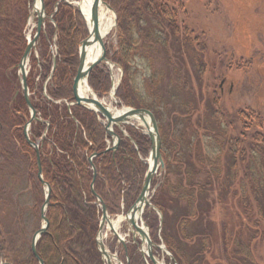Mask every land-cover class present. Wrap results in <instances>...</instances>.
Masks as SVG:
<instances>
[{
  "label": "trees",
  "instance_id": "1",
  "mask_svg": "<svg viewBox=\"0 0 264 264\" xmlns=\"http://www.w3.org/2000/svg\"><path fill=\"white\" fill-rule=\"evenodd\" d=\"M168 1L115 0L117 4L113 2V5L119 15L117 26L120 30V49L111 58L123 69L122 82L116 95L121 105L148 109L160 120L156 114L157 109L168 107L174 100L172 97H186L181 102L183 113L176 110L173 113L175 120L181 125V133H174L173 136L174 142L176 141L174 147L180 146V150L175 152L177 166H167L169 176L175 173L182 180L177 177L178 183L169 185L170 178H167L161 197L156 196L154 199V205L164 217L162 238L178 264H224L225 261L235 264L236 260L240 261L241 256L245 258V264H261L255 256L256 246L253 241L261 238L264 240V229H261L264 223V116L254 111H239L235 117H230L222 111V101L216 96V92L210 102L205 90L194 86L192 73L188 68L196 66L198 76L202 79L201 75L206 67L203 62L206 52L204 49L202 52L197 50L192 58L189 45L191 42L196 43V40L193 41L190 35L187 40L182 33L176 34L180 25L177 22L179 13L174 7H170ZM45 4L48 8L49 1L45 0ZM2 7L3 1H0V17L5 14ZM184 13L187 15L186 11ZM77 22L81 25L79 15ZM59 29L61 63L58 68L63 73L58 81V91L53 92V95L68 99L73 94L70 90L73 82L69 84L68 80L74 77L79 63L78 42L75 43L77 39L72 35V30L63 23ZM166 29H169L170 34ZM171 36L176 39H171ZM188 56L189 64L186 61ZM140 64L148 70L144 81L139 79L142 74ZM175 76L181 84H178L180 94L170 96L167 100L162 99L159 96L161 90L165 85L167 88L171 86ZM109 78V71L95 69L88 81L94 92L104 94L110 89ZM19 106L14 105L15 112L28 113L26 105L21 102ZM43 114L51 123L48 138L43 142L41 163L44 180L50 184L52 192L47 216L50 225L47 234L38 243V255L44 264H89V258L93 254L97 262L102 264L98 252L95 253L91 247L92 243L95 246L94 237L99 224V211L90 188L94 179L93 171L87 157L83 154L81 158L76 154L78 150L87 151L90 155L98 153L99 157L95 160L98 170L95 190L101 192L107 202L105 196L109 195L108 189L113 191V197L119 196L121 183L126 179L124 175L131 167L132 159L137 160L136 151L130 144L123 143V148L120 147L118 152L105 153L103 127L99 124L98 117L88 110L78 107L74 112L80 128L82 127L80 137H77L79 125L74 122L72 115L66 113L64 122L59 123L50 112L44 110ZM231 129L235 130L234 134H230ZM252 129H256L254 133L250 131ZM10 132L19 140L13 127ZM41 132L43 130L36 132L37 136ZM22 143L23 151H32L26 155L29 159L28 169L32 172L30 176H33L38 171L36 152L27 147L24 140ZM244 166L246 172L241 174L240 169ZM186 175L190 179L187 185L182 183ZM38 185L41 192V184ZM40 192L34 195L35 203L39 200L37 196L41 195ZM85 192L89 199L85 203L89 206L86 211L83 210L85 206H79L84 203ZM238 198L244 205L248 219H244L240 226L236 223L234 226L221 223L222 232H219L216 215L225 211L228 206L233 211L237 205L235 199ZM181 201L184 205L179 206ZM37 206L40 208L37 203L31 211L37 209ZM190 221L194 223L190 224ZM16 230L17 235H25L21 227ZM189 243L193 244L190 246ZM78 246L88 249L89 255L84 248L80 252L83 255L81 260L77 257L80 255L77 248L73 250ZM232 246L235 251L231 253ZM10 250L13 252L14 249ZM19 258L22 263L18 264H39L33 255L24 260L20 256Z\"/></svg>",
  "mask_w": 264,
  "mask_h": 264
},
{
  "label": "rangeland",
  "instance_id": "2",
  "mask_svg": "<svg viewBox=\"0 0 264 264\" xmlns=\"http://www.w3.org/2000/svg\"><path fill=\"white\" fill-rule=\"evenodd\" d=\"M0 1H3L2 9L5 11V14L0 17V264L2 261L18 264L19 262L22 263L19 256L24 260L28 256L33 255L31 241L35 233L42 226L40 210L46 202L47 192V188L43 186H41V192L39 191L38 184L40 181L37 177L38 171L33 176H30L32 172L28 169L29 159L26 155L30 151L26 153L25 150L21 149L23 147L22 140H24L27 147L29 146L24 138V126L30 122L32 112L27 105L24 95L20 62L29 44L28 40L36 34L37 19L32 16L35 0ZM48 1L49 6L46 8L44 0L47 19L45 30L28 60V77L26 81L30 102L33 108H35L36 116L39 120L33 121V124L30 126L29 137L32 142H36V147L39 150H44L43 142L48 138L51 123L49 119L45 118L43 114L44 110L50 112L56 120H59V123L64 122L66 113H68L72 115L74 122L79 125L74 114L75 109L78 108L74 101V95L72 94V97L68 99L53 95V92L56 93L58 91L57 86L60 83L58 81L61 79L60 74L63 73L62 69L58 68L61 63V50H59V35L61 32L59 27L63 23L67 28L72 30V35L77 39L75 43L78 42L76 43L78 60L80 58L81 44L83 41L89 39L90 35L87 18L83 16V11H79L77 7V4H80L83 0ZM114 1L103 0L101 5L104 11H108L107 16L113 20L114 27L106 34L103 41L107 51V60L95 68L100 71L102 69L107 70V72L109 71L110 89L109 92L104 94L94 92L93 89L91 90L111 112H117L126 108V106L119 105V101H116L113 95V93L117 92L115 91V87L118 83L122 82L123 76V69L115 65L111 59L120 49L118 42L120 30H118L117 26L119 15L114 9ZM168 2L170 7H174L177 13H179L177 22L180 25L176 34L181 35L182 33L185 39L190 35L193 41L196 40V43H190V45L192 44L191 46L187 43L189 50L191 49L190 54L192 58L197 50L202 52V49H204V52H206L204 61L200 57V60L206 65L201 75L202 79L198 76L196 66L192 65V67L188 68L192 73L191 77H193L194 86L197 89L199 87L204 89V93L210 102L213 100L212 96L216 92V96H219L220 101H222V111L224 110V113L230 117H235L239 111H254L264 116V0H169ZM57 5L59 6L57 7ZM184 11H186L187 15ZM77 15L82 19L81 25L77 24ZM165 31L170 34L169 29ZM171 39L175 40L176 37L171 36ZM189 58L190 56L186 59L188 64ZM79 64L80 60L78 67ZM78 67L75 70L74 77L68 80L69 84L73 82L78 72ZM139 69L142 73L139 79L144 81L145 76L148 75V70L144 68L143 64H140ZM55 76H57V79ZM88 83L90 86V82ZM178 84L181 86L178 77L175 76L172 85L168 88L165 85L159 96L167 100L170 96L180 94ZM90 88L92 87L90 86ZM165 89L170 91L167 92ZM70 90L72 89L70 88ZM183 97L186 98L185 96ZM183 97L180 99L172 97L174 99L172 103L168 107L157 109L156 113L160 119L157 120L156 118L162 142L161 153L165 167L159 169L152 184L153 187L150 195L151 205H153L154 209L145 207V212L139 217V225L147 231L150 240H152L155 246L166 247L162 238L164 217L161 210L154 205V199H156V196L161 197L160 193L165 186L164 182L167 178H170L169 185H176L178 183L177 177L182 180V177L175 173L169 176L167 174V166L169 168L170 165L172 168L177 166L175 152L180 150V146L176 145L177 147H174L176 141L174 142L173 136H175L174 133H181V125L175 120L173 113L175 110L180 114L183 113L181 104L182 100H184ZM21 102L27 106V114L25 112H15L14 105H18L19 108ZM6 104L7 108H5ZM73 105L75 106L72 107ZM81 109L84 110L85 108L82 107ZM98 122L101 124L104 121L98 118ZM12 123L15 125H12ZM11 125L16 130L19 140H16L13 133L10 132ZM40 125L43 126V129ZM241 127L238 126V128ZM81 129L82 127L80 128L79 125V136L77 137L81 136ZM41 130L43 132H41L40 136H37L36 132ZM255 130L252 129L250 131L254 133ZM114 132L118 134L120 140L122 139V145L123 143L130 144L137 154V160L132 159L131 167H129L124 175L126 179L121 183L119 196L113 197L111 188L108 189L109 195L105 196L107 199L105 203L111 219L119 220L118 218H123L128 214L139 199L143 183L146 179V173L150 168L152 143L147 135L145 125L137 120H131L130 124L115 126ZM234 133L235 130L231 129L230 134ZM113 140L112 137L105 136V147L107 148L108 144L113 142ZM221 140L225 142L224 139ZM90 145L92 144L90 143ZM121 147L123 148V146ZM31 149L35 151V148L31 147ZM83 151L78 150L76 156L78 155V157L83 158L84 154L89 160L91 155L89 152L87 154V151ZM42 156L44 157L43 154ZM185 156L186 154H184L183 159H185ZM95 160H93L94 167L97 162ZM185 162L186 159L184 160ZM245 167L240 169L241 174L246 172ZM91 170L94 172L93 168ZM172 171L175 170L172 169ZM189 180V176L186 175L182 183L187 185ZM95 184L93 181L90 184V186L93 185L94 190L96 189ZM95 191L100 198H104L101 192ZM36 192L41 193V195L37 196L39 198L37 203L40 208L37 206L38 210L34 209V211H31L33 205L37 204L33 201ZM84 194V203L79 206H85L83 210L86 211L89 206L85 205V203L89 199L87 197L88 194L86 192ZM218 194L221 198V194ZM94 204L99 211V217L97 218L99 220V228L102 221L100 214L102 209L97 200ZM235 204L237 205L233 211L228 206L225 211H221L220 214L216 215V225L219 226V232H222L221 223H229L228 225L230 226H234L236 223L240 226L244 219H248L244 205L239 201V198L235 199ZM181 205H184V202L181 201L179 206ZM169 214L172 215L171 211H169ZM240 219L241 221H239ZM170 221L172 220L170 219ZM193 223L190 221V224ZM17 227H21L25 231V235L22 233L17 235ZM261 229H264V223ZM117 230V234L125 242L123 244L118 240L114 232L108 230L103 242H105L109 252L115 254L122 264H152L150 261H145L147 252L145 243L141 240L139 233L132 234L133 230H131L126 219L122 224L117 226ZM97 234H95L94 242ZM253 242L254 246H256L255 256H257V261L264 264V240L261 238ZM189 244L191 246L193 243ZM7 247L12 250L14 249L13 252ZM79 247H75L73 250L77 248L78 253H80L84 248L85 253H87V248ZM91 247L95 253L98 252L96 242L95 246L92 243ZM153 250L155 257H158L163 264H174L169 256L167 257L165 254L162 256L161 250L156 248ZM232 251H235V247L233 246L231 253ZM17 254L19 256H16ZM87 255L89 254L87 253ZM82 256L80 253L77 257L81 260ZM218 257L221 258V255H218ZM243 260L245 258L241 256V262L236 260L235 264H245ZM113 263L119 264L116 260ZM89 264H99L93 254L89 258ZM102 264H104L103 261ZM224 264L228 263L225 261Z\"/></svg>",
  "mask_w": 264,
  "mask_h": 264
},
{
  "label": "water",
  "instance_id": "3",
  "mask_svg": "<svg viewBox=\"0 0 264 264\" xmlns=\"http://www.w3.org/2000/svg\"><path fill=\"white\" fill-rule=\"evenodd\" d=\"M38 0H35V2H37ZM63 0H61L62 2ZM40 2V8L41 10H37L35 7V12L34 15L37 17L38 19V23H37V27H36V34L34 36V38L32 40H29L30 43L28 44L26 50H25V54L21 60V64H20V68H21V73L23 75L22 77V84H24V95L26 98V102L27 105L30 107L31 109V120L28 124H26L24 127V136L27 139L28 143L30 146H34V144L32 143V141L30 140V138H28V132H29V128L31 123L33 122V120H37V116H36V110L33 108V105H31L30 102V98L28 95V86L26 84L27 81V73H26V69H27V65H28V58L31 54V51L33 49H35L37 43L40 41V35L42 33V29L44 27V24L46 22V8H45V4H44V0H39ZM103 0H94L92 3V9H91V13H90V17H91V24L93 27L92 32H90L89 35V39L83 41V43L81 44V52H80V64L78 67V72L74 78V84H73V88H72V93L74 94V101L75 103L80 106V107H84V108H88L90 111L94 112V113H98L100 116H102L105 120L107 124L106 127V132L107 134H110L111 136H114L118 139L117 135L113 133V131L111 130V128L114 125H119V124H127L131 119H138L139 121L141 120L142 122H144V124L146 125V129L148 132V136L150 138V142L152 143V150H151V154H152V158L151 160L153 161V166H150L148 172H147V176L146 179L143 183V189L141 191V194L139 196V199L137 200V202L133 205L132 209L128 212V214L125 216V219H127V223L129 224V226L135 230L137 233L140 234L141 236V240H143V242H147V255L150 261H152L153 264H159L158 261H155V256H154V248L159 249V250H164L165 254L167 256L170 257V259L172 260V262L174 264H177L176 260L173 258V256L171 255V253L166 250L165 247L162 246H155L152 242V240H150L149 234L144 231V229H142L139 224H138V219L136 218L138 212L142 213L144 212L145 207H151L154 208L151 205V201L149 199V193L151 191L152 188V183L154 180V177L157 174V171L159 170V167H161L162 169L165 167L163 164V157H162V153H161V147H162V142L160 140V133L158 132V123L156 121L155 115L152 111H148L146 109H124L122 112H120L119 114L111 112V110L109 108H107V106L101 102L97 97H95L94 95H92L91 97H82L80 95V85L82 83H86V85L89 87V81L88 78L91 75V73L95 70V68L104 63L107 59H106V48L104 45L103 40L100 38L99 33H100V27H99V20H100V8L102 5ZM59 5H57L58 7ZM77 7L79 8V11L82 12L81 8V3L77 4ZM91 35L94 36V40L95 41H99L100 42V47L102 48V54L100 56V58H98L97 61H95V63L92 64H86L87 63V47L91 44ZM90 88V87H89ZM116 114V115H115ZM119 141V139H118ZM113 149H117V146L113 147ZM37 152V161H38V179L41 181V183L46 186L48 188V193H47V198H46V202L43 205V207L41 208V219L44 223V225L38 230L37 233H35L31 245H32V253L33 255L36 257V259L40 262V264H43V260L40 258V256L38 255V242L40 241V239L46 234L49 224L50 222L47 219V209L50 206V194H51V190H50V186L48 185L47 182H45L43 180V169L41 166V158H40V153H39V149L36 150ZM93 158L90 159V164L92 165L93 169H94V181H95V177L97 175L96 169L93 165L92 162ZM93 181V183H94ZM92 188V192L94 194V196L96 197V199L99 200L100 202V206L102 209V218H101V224L99 227V233L97 235V249L98 252H100L102 258L104 260H106L107 264H113L112 260L115 258V255L113 256L110 252H108V250L106 249V245L105 242H103V237H104V228L107 227V229H110V231H113L117 237L119 238L120 241L121 237L117 234V230H115L114 226H113V222L109 217V213H108V209L106 204L104 203V201L102 199H100V197L95 193V190L93 188V185L91 186ZM124 242V241H122ZM163 248V249H162ZM119 264H122L119 260H118ZM2 264H9V263H2Z\"/></svg>",
  "mask_w": 264,
  "mask_h": 264
},
{
  "label": "bare ground",
  "instance_id": "4",
  "mask_svg": "<svg viewBox=\"0 0 264 264\" xmlns=\"http://www.w3.org/2000/svg\"><path fill=\"white\" fill-rule=\"evenodd\" d=\"M93 1L94 0H83V1H81V6H82L81 10L84 13L83 16L85 18H87V24H88V28H89L90 32H92V30H93V27H92V24H91V17H90V13H91ZM35 8L39 11V9H40V2L39 3L38 2L36 3ZM107 12L108 11H104L102 8H100V14H99V16H100V20H99L100 33H99V36H100V38L102 40L104 39V37L106 36V34H108L113 29V27H114L113 26L114 25V22H113V20H111L109 18V16H107L108 15ZM94 39H95L94 36L91 35V44L86 48L88 50L87 51V58H86L87 63L86 64L95 63V61H97L98 58H100V56L102 54V48L100 47V42L99 41H95ZM79 92H80V95L82 97L94 95L91 92L90 88L86 85L85 82L81 84ZM120 112H122V110L121 111H118V114ZM152 163H153V161L151 160L149 162V164L151 166H153ZM148 197H149V199L151 201V195H150V193H149V196ZM139 217H141V213L140 212H138V214L136 216V218L138 219V224H139ZM124 220H125L124 217L123 218H120L119 222H115L112 219L114 228L117 229V226L119 224H122ZM141 228H142V226H141ZM142 229H144V228H142ZM144 231H146V230L144 229ZM144 243H145V248H147V242L145 241ZM160 253L163 256V254H165V251L164 250H161ZM155 261H158L159 264H163V262L161 260H159L158 257H155Z\"/></svg>",
  "mask_w": 264,
  "mask_h": 264
}]
</instances>
